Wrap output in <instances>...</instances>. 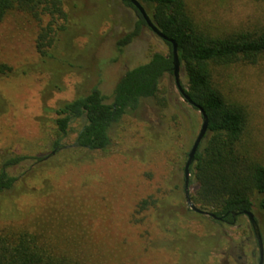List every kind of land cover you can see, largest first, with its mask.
<instances>
[{
    "label": "rangeland",
    "instance_id": "374dc122",
    "mask_svg": "<svg viewBox=\"0 0 264 264\" xmlns=\"http://www.w3.org/2000/svg\"><path fill=\"white\" fill-rule=\"evenodd\" d=\"M187 3L207 31L264 29V0ZM65 6L68 30L59 36L54 58L46 65L36 40L47 18L39 21L12 11L0 22V64L15 72L0 75V169L10 157L41 159L7 169L17 181L0 193V229L40 234L90 264H177L181 258L179 249L172 248L174 231L182 238L211 233L220 238L212 263L258 264V247L246 216L233 226L214 225L211 231L208 216L195 221L185 215L189 208L183 169L202 117L184 102L173 75L162 78L156 97L143 100L134 115L113 127L107 153L74 148L73 133L52 155L57 135L49 108L85 96L94 87L110 98L127 70L147 63L155 53L169 52L146 26L117 52V42L133 32L139 20L122 0H66ZM217 76L228 97L246 108L249 140L264 160V59L256 66L218 70ZM180 79L186 88L182 72ZM80 126L76 122L72 128L77 131ZM193 191L190 186L189 193ZM151 195L166 200L171 209L180 206V215L163 219L162 209L155 207L143 215L142 224H134L137 203ZM253 213L264 245V214L256 207ZM162 221L163 229L158 227Z\"/></svg>",
    "mask_w": 264,
    "mask_h": 264
},
{
    "label": "trees",
    "instance_id": "16d2710c",
    "mask_svg": "<svg viewBox=\"0 0 264 264\" xmlns=\"http://www.w3.org/2000/svg\"><path fill=\"white\" fill-rule=\"evenodd\" d=\"M65 1L0 0V22L12 11L24 12L39 21L47 18L49 21L41 28L36 40L37 53L46 65L54 58L59 36L68 30ZM137 1L152 24L176 42L180 72L187 79V87H183L188 97L204 110L209 121L206 137L190 167L193 204L216 216L215 219L208 217L211 231L215 229L214 225H235L244 212H253L254 207L264 214V160L249 140L248 112L228 97L217 76L221 69L258 65L264 59V29L207 31L190 13L187 0ZM123 3L136 12L139 20L134 31L117 42L118 53L140 34L141 26H146L130 1ZM60 21L63 24H58ZM162 41L169 49L168 54L155 53L147 63L127 70L116 83L110 98L94 87L85 96L48 109V113L54 115L57 135L53 151H58L61 141L73 133L76 149L101 153L110 150L113 127L125 116L134 115L143 100L156 97L162 78L166 74L172 75V45ZM22 71L24 74L29 72L28 69ZM14 73L11 67L0 64V75ZM76 122L81 126L74 131L72 125ZM28 159L41 160L25 156L5 159L0 169V193L11 190L17 181L7 169ZM155 207L162 209L159 217L163 219L172 214L180 215V206L171 209L166 200H155L151 195L137 203L132 222L142 224L143 215ZM184 212L190 220L206 219L190 209ZM158 223L161 229L165 227V221ZM173 233L172 248L179 249L181 258L177 264H214L210 259L220 248V238L211 233L205 237L191 234L182 238L177 230ZM56 247L49 238L28 230L0 229V264H90L77 252Z\"/></svg>",
    "mask_w": 264,
    "mask_h": 264
},
{
    "label": "water",
    "instance_id": "95a60500",
    "mask_svg": "<svg viewBox=\"0 0 264 264\" xmlns=\"http://www.w3.org/2000/svg\"><path fill=\"white\" fill-rule=\"evenodd\" d=\"M130 3L132 4V6L134 7V9H136V11L141 15V17L143 18V20L145 21L146 26L157 36L159 37L161 40H164L166 42H169L172 45V75L174 77L175 80V85L176 88L179 92V94L182 96L183 100L185 103L189 104L190 106H192L193 108H196L199 113L201 114L202 117V124H201V128L199 130V133L191 147V149L188 152L187 155V160L185 162L184 165V185H183V191H184V198H185V202L187 204V207L200 215H204V216H208L211 218H216V216L208 211H203L198 209L192 202L191 198H190V193H189V180H190V167L192 166V164L194 163L195 160V155L200 147V145L202 144L204 138L206 137V134L208 132V127H209V121L208 118L204 112V110L198 106L197 104H195L186 94V90L183 87L182 83H181V79H180V62H179V58H178V53H177V44L174 40H171L169 38H167L166 36H164L151 22L150 18L148 17V15L146 14L143 6L137 1V0H129ZM55 153V151L52 152V155ZM244 216L247 217L248 222L250 224V227L252 229L254 238L256 240L257 243V247H258V254H259V260H258V264H264V245H263V239H262V235H261V231H260V227H259V223L254 215L253 212L251 211H246L244 212Z\"/></svg>",
    "mask_w": 264,
    "mask_h": 264
},
{
    "label": "flooded vegetation",
    "instance_id": "af4514ba",
    "mask_svg": "<svg viewBox=\"0 0 264 264\" xmlns=\"http://www.w3.org/2000/svg\"><path fill=\"white\" fill-rule=\"evenodd\" d=\"M124 0H122V2H123Z\"/></svg>",
    "mask_w": 264,
    "mask_h": 264
}]
</instances>
